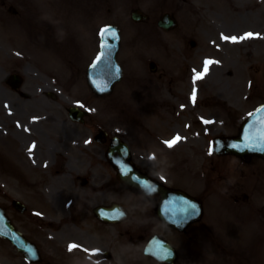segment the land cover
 Instances as JSON below:
<instances>
[{"label":"rangeland","instance_id":"1","mask_svg":"<svg viewBox=\"0 0 264 264\" xmlns=\"http://www.w3.org/2000/svg\"><path fill=\"white\" fill-rule=\"evenodd\" d=\"M5 1L17 6L22 11H24V6L22 5L25 3L24 1ZM37 2L42 4L40 1ZM238 2V17L236 16L231 19V15H226L227 10L223 9L222 7L214 6L215 9H210L211 5L209 4H211V2L209 0L207 1L208 4L205 2V0H105L103 2L101 11L106 12V10L109 8V13L111 15H109V20L97 21L95 27L97 29L98 26L107 22H111L112 24L116 23V15H120V12H122L128 16V13L138 5L141 10L150 16V20L147 24L138 25L136 27H138L140 30H142V28L146 29V31L141 36L142 39H146V33H148L147 38H150L151 40L159 39L161 41V45L158 48H155L151 45H127V47H123L125 49L128 48V55L136 56L133 54L137 53V55H141L145 53V57L143 58H145L144 62L146 63V66H148L150 60H154L157 63L159 68L157 74H162V78L157 80L147 72L144 75V81H146L148 85L152 86L154 89H158L160 97H165L170 100V102H168L172 107L167 111V115L164 116V121H167L180 117V114L175 111L173 116L166 120L171 110H173V106H175L176 102L186 103L187 110L185 113H187V111H192L190 109H194L190 108V105H187V94L189 92L188 85L191 84L192 81L191 87H194L193 70L195 69L197 72L202 71L205 59L216 60L219 61V63L210 66V71L206 77L196 83L195 87L200 92L199 95L197 94L198 102H211V100H213L212 98L217 101H226L231 99L233 100V98L237 97V87L240 85V74L242 70L248 67L247 53L249 52L250 57L253 60L256 59L254 54L258 51V49L259 51L263 49L262 47L264 43V0H238ZM254 3H257V5ZM241 5H244V7H241ZM252 5L253 7H251ZM49 6L51 7V10L45 7L48 12L40 15L41 23H36L37 26H34L33 22H24L23 25L26 26L28 32L26 42H28L30 39H35V41L40 43L38 49L42 50L44 47L43 52H46V49H54L60 52L59 48L61 49L63 46L61 39L64 35H67L62 31L59 32L60 29H68V27H63V25H68L70 27V25L72 26V24H75L76 22L83 19L86 16L89 8L85 5L84 0H51ZM96 7L97 10H100L98 5H96ZM253 8H255V10H252ZM0 9H2L1 6ZM165 12L174 14L178 22L177 29L170 33H165L159 30L156 26L157 20ZM27 15L31 16L29 13H27ZM93 17H96V12L91 13L90 19ZM127 21L129 22L130 20L127 19ZM21 28L22 27L20 26L16 28L17 35H19V33H23ZM247 32H254L258 34V38H251L248 39L249 41L245 40L243 42L237 43L223 41L222 52H216L214 48L210 47L209 45V42H214L217 40V38L219 39V33L223 35L227 34L239 37ZM24 34H26V32ZM190 40H195L197 42L195 49L190 47ZM68 42L71 43V40H68ZM14 43L21 45L19 46V49L16 48ZM216 43L218 42L216 41ZM23 44L19 43L15 38L12 40V42L10 40L0 41V45L2 47L10 49L11 53L13 51L16 54L24 49ZM95 46L96 41H93L91 46L93 49L91 50L92 54L86 60L80 63V68L75 64V57L70 56L71 54L69 53L63 56L54 55L49 57L50 60H47L45 63H43L40 59L38 60L33 58L32 54H30L31 57H29L23 51L21 52L24 53L26 57L22 60L20 57L13 59V53L9 57H0V127H6L4 139L10 138L9 131L7 129L8 126L6 125L7 123H10V121L13 122V119L31 115L33 119L38 120V112L46 117V119L42 122V125L40 124L41 128H36V132L33 130L32 135L26 136L23 140H18L25 145L35 144L38 146V150H32L33 156L36 157L35 160H30L32 162L28 163V160L24 156L23 149L20 148V143L17 140L8 141H11L10 144L12 145V149L13 147L16 148L15 151L18 154L16 161L14 160L16 164L20 165L22 161L20 155L22 154L27 162L28 169H30V172H28L31 175L30 179L33 180L34 178L33 181L36 184L39 183V185L43 183L44 188L41 189L46 194L51 190L55 193V195L57 194L56 200L50 198L48 201L52 204L57 201L59 205L63 206V210L65 211L63 212L65 214L70 213V215L75 209L73 206L76 203L80 202V204H83L84 202H87L89 205L87 208L90 209V205L95 203L96 198L104 199L103 195L99 194L101 193V190H94L96 189V176L91 169L112 168L105 160V147L95 144L93 141L98 128H102L107 131L109 138L112 136H117L121 139L127 140L130 144H132V142L134 143L135 141L139 143L141 140L139 133L128 130L133 127L130 124L123 122V118L127 119L128 121L141 119L135 117L136 114H139L141 117H143L146 114L145 107L148 106L143 105V107H141L139 105H130L127 108H123L125 97L123 94L124 91L120 89V87L123 85L122 83H120L121 86L118 84L115 87L111 95L102 98L94 97L87 88L85 89V93L83 90H79L76 94L68 89L71 82H74L72 74L77 70L79 71L80 77L78 79L76 78L75 81L80 80V84L83 86L85 85V67L94 55V51L96 49ZM124 48L122 49L124 52L122 51L121 57L125 56L124 60L125 62H128L127 59L129 57L127 53H125ZM14 49L17 51H14ZM137 50H139V52H137ZM68 51L70 53L73 52L72 49H68ZM160 53L161 55H159ZM138 57L132 59L137 60L139 59ZM256 61L258 63L257 68L252 67L251 69L247 70L251 76L246 77L245 79H251L252 86L255 84L263 86L264 56L256 59ZM240 64L243 66L242 69L239 68ZM66 65H71V68L67 71H65ZM16 70H21L23 73L27 72L26 78L27 76L28 78L26 86L32 87V90L27 92L30 96L27 98L28 100H24L25 98L18 94H11L2 80V78L6 76L7 71ZM63 70L66 72V74H64V76L61 78L60 72ZM244 73L247 74L246 71ZM177 80L179 83L176 84ZM245 83L246 82H242L240 87H245ZM35 87H39L41 90L42 88L48 89V91L57 90L59 93L57 94L58 103H55L50 99L46 100L42 98L39 92L35 90ZM262 101H264L263 98L254 101L252 99V103L246 104V106L251 109L254 107V105ZM69 103L77 104L78 106L83 105V108H86V110L89 111L88 118L86 119L84 125H71V121L67 119L66 111L63 109V107L69 106ZM4 106L12 108L14 110L13 114L10 112V115L7 117L6 111L4 112ZM15 106H18V108H15ZM175 107H178V105ZM23 108L26 109L24 110V115L22 111ZM245 110H247V108L243 109V111ZM215 111L217 112V109H215ZM219 117L220 116L216 118ZM184 119L188 120V116H185ZM237 119L238 117L235 121H232V118L229 117V120L226 121L225 129L228 128L227 122H230L231 124V128L228 130L229 134H232L236 131L238 125ZM173 126L174 125L168 121L161 124V127L164 130H169L170 133H173L172 129H170V127ZM200 131L202 132L200 133V136L205 134L203 133L204 129H201ZM215 131V129L211 130L210 136L208 137H211ZM191 134L193 136V133ZM2 135V131L0 130V136ZM145 136L148 137V134H145ZM168 136L169 135H164L163 138ZM195 138L192 139L194 140ZM201 145L203 149L206 150L207 143L202 141ZM179 148L177 147L175 149L174 152L176 154L178 153L177 151ZM133 149L136 152L134 153V160H137V162L139 161L138 163H141L144 167L149 168L150 171H152L153 167H155V163L146 161L147 154H140L138 149ZM144 149L157 150V147L145 145ZM18 150L21 152V154L18 152ZM16 164L10 160L8 153L6 157L0 155V165L7 168L1 169L0 167V174L3 175V172H8L5 175L6 177H3L4 180H2V177L0 179V205L7 210L9 209L11 203L10 200L13 197L23 200L20 194L26 195V197L27 193L32 195V192L26 189L23 179L19 178L20 173H18L16 176L12 173V170L10 172L9 169H15ZM22 164L25 165L23 161ZM46 164H48L47 169L41 168V166H46ZM34 165H36V167H34ZM251 165L254 167L251 168L248 167V165L242 163L239 164L238 162L236 168L254 169L257 166V163L255 162ZM171 167H176V164ZM56 169L58 171L57 173ZM84 172H89L92 174L89 185L85 187L80 185V178L84 177ZM159 173L164 175L170 184L175 183L171 177V173L168 170L157 171V174ZM13 189L17 190V195L12 193V191H14ZM241 190H245V188H241ZM250 191L253 192L252 190ZM250 191H244L243 193H247L249 196L252 195V200L249 203V206L252 208L251 210L256 211L258 209L264 211V188L261 190V194L259 195L256 192L252 194ZM58 193L62 194L61 198L58 197ZM92 194H95V196L92 197ZM69 195H71V198H67ZM90 197L92 198L90 199ZM61 199L62 201H60ZM67 200L72 201L70 206L65 204ZM215 205V203L212 204V209ZM29 206L30 214H32L33 210H37L36 205H34L32 202H30ZM8 213L15 218L19 226H25L24 217L19 216V214L13 209L8 211ZM256 214L261 217V220L258 222L261 225V229L264 230V215H262L260 212ZM61 215L62 214H59L60 217ZM209 215L210 213L208 216ZM45 218H49V216L45 215ZM51 218L56 219V216H52ZM241 220L242 216L240 215L237 220V224H239V226ZM68 222H70L68 224V228L73 226L72 224H84L91 228L88 230L92 231L90 235H88L86 232L79 231L78 234H75V237L78 238L77 241L76 239L65 238L62 236V232H55V230L51 228L41 227L40 229L43 231L42 237H39L37 230H34L36 229L35 226L30 227L28 225L29 227H27L26 225L24 230H30L34 235H36L38 237L36 240L40 241V245L43 242H51V244L45 246V249L42 247V245L41 247L45 254L47 253L53 256L57 255L56 248L66 250L67 247L65 248V244L69 240H74L78 243L81 242L80 244L87 248L98 250L97 253L100 255L98 258L100 261L99 264H113V262L114 264H121L120 262L123 264H135L134 262L128 263L124 257L125 254L127 256L131 255L130 253L135 256L143 257L141 255V249L133 248L126 239L127 237L117 239L115 235L117 230L114 228L106 231L107 236L105 237L107 238L101 240L99 233L103 235L105 232L99 231V227H97L94 222L90 220L88 213L84 212L83 217L80 219V221H75L76 223L72 222L71 220ZM136 223H129L123 226L122 230L126 228L133 232L134 229L131 226L135 227ZM250 223L251 221L248 222L249 225H244L243 229L241 230V234L246 235V241L253 239L258 234L253 228L254 225H250ZM146 226H150L149 230L155 228L154 223L150 219L145 220L143 228ZM64 227L65 226L62 227V225L58 224L57 229H62L61 231H63ZM86 229L83 228L81 230L87 231ZM77 230L78 229L72 231ZM210 235L212 237H208L206 246L201 252V256L204 258L206 257L208 261L210 259H217L218 256H220V258L216 261L205 262L204 264H247L248 262L252 264H264V245L263 248H258V250L254 251L253 254H246L242 251H237L235 254H231L225 247L227 242L224 240L221 241L217 237H213L212 232H210ZM196 241L200 242V245L204 243L202 238H196ZM215 243H217L218 249ZM2 247L3 243L0 240V250ZM220 248L221 250L219 251ZM255 248L257 247H253L252 251ZM239 252L240 254H237ZM72 253L75 257L72 258L71 255H69L67 258H65V261L79 259L82 260L84 257V254L80 251H74ZM14 255L16 258L12 260V262L3 256L0 257V264H25L18 255L15 253ZM138 264H148V262L140 261Z\"/></svg>","mask_w":264,"mask_h":264},{"label":"snow or ice","instance_id":"2","mask_svg":"<svg viewBox=\"0 0 264 264\" xmlns=\"http://www.w3.org/2000/svg\"><path fill=\"white\" fill-rule=\"evenodd\" d=\"M103 31L104 32H108L109 29L106 28ZM110 34H111V36L115 37L116 32L113 30V31L110 32ZM251 38H258V34H254L252 32H247L244 35L239 36V37L238 36H227V35H223V34L221 35V39L223 41H226V42L230 41L232 43L243 42V41L248 40V39H251ZM99 60H100V56L97 57V61H99ZM218 63H219V61H216V60L205 59L204 60V63H203V70L202 71L197 72L195 69L193 70V72H194V76H193V85H194V87H193L192 95H191V100L193 101V103H195L196 102V99H197V89L195 87L196 83L198 81L203 80L206 77V75L210 71V66L215 65V64H218ZM80 106L81 107H84L83 105H80ZM92 111H94V110H92ZM203 123L205 125H210V124L214 123V121H212V120H203ZM17 126L19 127L20 125L18 124ZM25 130L27 131V129H25ZM181 140H182V138L179 135H177L172 140L166 141L165 143H166V146L167 147L173 148L179 142H181ZM233 147H235V145H233ZM31 150L32 149L30 148L29 151H31ZM211 151L212 150L210 149V154H211ZM150 158H153L154 159V157H150ZM189 207L192 208L195 211H198L197 205H195V204H191V205H189ZM37 215H39V213H37ZM79 247H80L79 245L73 243V244H70L69 245V249L68 250L69 251H72V250L77 249ZM85 251L87 252L88 250L85 249ZM97 252H98V250H94L92 252V255H96Z\"/></svg>","mask_w":264,"mask_h":264},{"label":"water","instance_id":"3","mask_svg":"<svg viewBox=\"0 0 264 264\" xmlns=\"http://www.w3.org/2000/svg\"><path fill=\"white\" fill-rule=\"evenodd\" d=\"M117 148H118V147H117V146H115V148H114V149H117ZM259 148H260V149H262V150H264V146H261V145H260V146H259Z\"/></svg>","mask_w":264,"mask_h":264}]
</instances>
